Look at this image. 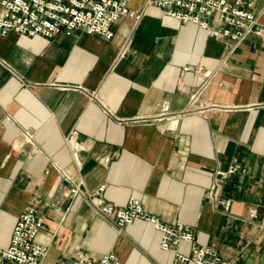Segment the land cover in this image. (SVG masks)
<instances>
[{"label": "crops", "instance_id": "0c3cea01", "mask_svg": "<svg viewBox=\"0 0 264 264\" xmlns=\"http://www.w3.org/2000/svg\"><path fill=\"white\" fill-rule=\"evenodd\" d=\"M247 1L264 24V0ZM145 2L128 1L140 17H120L109 39L0 34V248L36 205L43 264L78 252L171 264L151 223L118 230L89 200L135 197L161 221L192 226L221 258L264 264V38L249 34L227 54L221 39ZM232 164L244 171L222 176ZM72 182L81 193L66 195ZM176 248L190 253L187 241Z\"/></svg>", "mask_w": 264, "mask_h": 264}, {"label": "built area", "instance_id": "2783aa9c", "mask_svg": "<svg viewBox=\"0 0 264 264\" xmlns=\"http://www.w3.org/2000/svg\"><path fill=\"white\" fill-rule=\"evenodd\" d=\"M129 0H0V34L14 31L19 34H40L52 38L59 32L69 35L75 31L100 35L109 39L112 25L122 16L140 17L128 7ZM155 5L164 16L181 23H193L203 28L208 36L222 40L227 54L232 53L249 35L264 38V24L251 10L247 0H146L145 8ZM76 131L66 138L71 143V156L78 161L79 144L74 140ZM244 171L239 164H232L222 176ZM63 179L70 180L66 171ZM66 195L81 193L79 183L72 182ZM216 186L209 195L215 197ZM94 210L111 222L118 230L136 219L147 221L159 232V246L164 251H173L171 264H234L223 259L213 245H200L189 224L179 221L163 222L147 212L139 199L131 197L125 205L116 207L99 196L90 195ZM227 207L229 200H221ZM43 222V214L36 205H29L13 226L7 246L0 248V264H43L47 247L36 240ZM181 241L190 244V253L176 247ZM71 264H121L113 253L90 256L78 252Z\"/></svg>", "mask_w": 264, "mask_h": 264}]
</instances>
